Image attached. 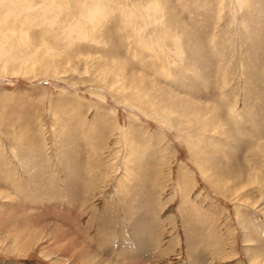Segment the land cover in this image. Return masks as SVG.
<instances>
[{
	"label": "rangeland",
	"instance_id": "374dc122",
	"mask_svg": "<svg viewBox=\"0 0 264 264\" xmlns=\"http://www.w3.org/2000/svg\"><path fill=\"white\" fill-rule=\"evenodd\" d=\"M195 256L264 264V0H0V264Z\"/></svg>",
	"mask_w": 264,
	"mask_h": 264
},
{
	"label": "crops",
	"instance_id": "0c3cea01",
	"mask_svg": "<svg viewBox=\"0 0 264 264\" xmlns=\"http://www.w3.org/2000/svg\"><path fill=\"white\" fill-rule=\"evenodd\" d=\"M201 257H199V256H195L194 258H193V260L195 261V264H201L202 263V261H201V259H200Z\"/></svg>",
	"mask_w": 264,
	"mask_h": 264
},
{
	"label": "bare ground",
	"instance_id": "6f19581e",
	"mask_svg": "<svg viewBox=\"0 0 264 264\" xmlns=\"http://www.w3.org/2000/svg\"><path fill=\"white\" fill-rule=\"evenodd\" d=\"M140 250V249H139Z\"/></svg>",
	"mask_w": 264,
	"mask_h": 264
}]
</instances>
